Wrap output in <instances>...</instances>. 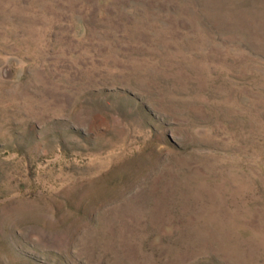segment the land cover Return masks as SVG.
Wrapping results in <instances>:
<instances>
[{"label":"rangeland","instance_id":"rangeland-1","mask_svg":"<svg viewBox=\"0 0 264 264\" xmlns=\"http://www.w3.org/2000/svg\"><path fill=\"white\" fill-rule=\"evenodd\" d=\"M0 264H264V0H0Z\"/></svg>","mask_w":264,"mask_h":264}]
</instances>
